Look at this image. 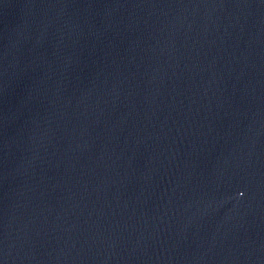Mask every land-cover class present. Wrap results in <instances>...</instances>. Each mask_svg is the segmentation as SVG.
Segmentation results:
<instances>
[{
  "label": "water",
  "instance_id": "95a60500",
  "mask_svg": "<svg viewBox=\"0 0 264 264\" xmlns=\"http://www.w3.org/2000/svg\"><path fill=\"white\" fill-rule=\"evenodd\" d=\"M0 264H264V0H0Z\"/></svg>",
  "mask_w": 264,
  "mask_h": 264
}]
</instances>
